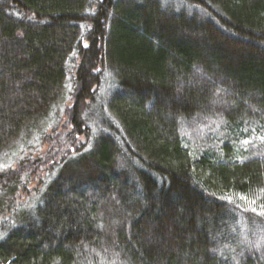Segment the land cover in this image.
Masks as SVG:
<instances>
[{"label": "trees", "instance_id": "16d2710c", "mask_svg": "<svg viewBox=\"0 0 264 264\" xmlns=\"http://www.w3.org/2000/svg\"><path fill=\"white\" fill-rule=\"evenodd\" d=\"M181 1L0 0V156L74 80L0 173V264H264V0Z\"/></svg>", "mask_w": 264, "mask_h": 264}, {"label": "rangeland", "instance_id": "374dc122", "mask_svg": "<svg viewBox=\"0 0 264 264\" xmlns=\"http://www.w3.org/2000/svg\"><path fill=\"white\" fill-rule=\"evenodd\" d=\"M164 7H169L173 10L184 9L187 11L193 10L195 7L190 6L184 1L181 0H160ZM200 14L205 16V13L202 10L198 9ZM115 85L110 72L105 71L102 75L101 82L98 86V89L95 94V98L93 101H90V108L85 109V114L88 115V125L92 133H96L99 130L103 129L105 125L103 114L105 118L111 122L112 128L117 130L115 123L111 120L106 112H104V104L108 97V95L113 91ZM74 88V80L73 74L69 71L64 87V95L60 97V101L56 104L49 114L41 119H39L36 123H34L24 134V136L20 137V139L15 143L14 147L0 156V173L6 171L9 168H14L19 159L23 155H31L34 156L43 149V144L41 145L40 135L42 132H46L50 129V127L57 121V116H61L63 114L64 107L69 105V97L70 93ZM103 110V113L99 112ZM98 118V124L97 122ZM104 120V121H103ZM36 179V178H35ZM34 176L31 175L29 178V183L26 184V191L21 187H18L16 191V202L20 203L19 207L25 208L26 210L30 209L33 205V200L36 195L34 191V186L36 185V181ZM16 212V211H15Z\"/></svg>", "mask_w": 264, "mask_h": 264}, {"label": "snow or ice", "instance_id": "6c2138e0", "mask_svg": "<svg viewBox=\"0 0 264 264\" xmlns=\"http://www.w3.org/2000/svg\"><path fill=\"white\" fill-rule=\"evenodd\" d=\"M244 199H247L246 197H244ZM253 211H255V209H253ZM261 214H264V213H261Z\"/></svg>", "mask_w": 264, "mask_h": 264}]
</instances>
